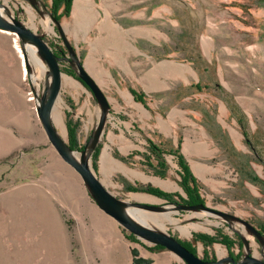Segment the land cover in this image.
<instances>
[{
    "label": "rangeland",
    "instance_id": "1",
    "mask_svg": "<svg viewBox=\"0 0 264 264\" xmlns=\"http://www.w3.org/2000/svg\"><path fill=\"white\" fill-rule=\"evenodd\" d=\"M48 1L31 4L29 0H0V5L8 6L12 16L66 57L68 42L60 39L53 26L45 8ZM130 1L132 5L127 8L142 16L156 10V91L144 96L142 104L134 101L126 85L104 90L108 108L93 155L89 152L90 140L103 111L77 79V66L72 69L73 75L64 65L58 96L63 101L65 128L61 137L67 146L70 137L75 140L76 153L85 149L84 156L88 155V163L101 183L126 202L135 200L137 194L167 201L132 191L151 186L179 195L172 201L186 204L188 195L177 171L178 150L189 164L202 171L203 178L193 171L197 176V201L228 217L209 216L213 225H204L209 231H193L191 238L181 237L170 227L156 231L173 235L202 259L215 261L231 254L242 261L246 248L249 256L253 253L247 236L258 242L259 248L264 243V233L258 239L242 223L247 221L259 232L264 228V0ZM27 9L36 16L35 25ZM125 10L119 7L118 16ZM44 17L49 19L52 34L43 31L40 22ZM82 36L83 32L75 48L83 59L90 48ZM14 38L0 31V264H68L74 258V247L68 239L69 209L63 205L57 187L59 180L69 175L70 167L51 146L29 101L40 97L48 85V69L42 61L46 66L42 73L16 39L26 68L23 76ZM205 38L210 40L206 46ZM141 45L145 46L144 42ZM82 59L75 57L81 65ZM64 76L72 79L74 88H66ZM135 89L143 94L141 88ZM152 141L157 145L161 142L162 147ZM122 144L130 149H118ZM145 148L155 156L157 175L148 172L149 151ZM105 152L111 160L103 166ZM153 179L170 182L177 189H161L150 181ZM170 206L179 219L195 211H182L170 203H164L158 211L128 209L157 215ZM193 223L202 225L203 220L196 218ZM62 225L67 231L61 229ZM218 232L233 242L230 249L217 242L204 245L195 238L216 237ZM217 247L224 250L223 257ZM257 260L264 261V255Z\"/></svg>",
    "mask_w": 264,
    "mask_h": 264
},
{
    "label": "crops",
    "instance_id": "2",
    "mask_svg": "<svg viewBox=\"0 0 264 264\" xmlns=\"http://www.w3.org/2000/svg\"><path fill=\"white\" fill-rule=\"evenodd\" d=\"M131 5L130 0H86L77 5L72 0L67 15L65 4H60L56 13L58 23H53V26L60 39L72 44L79 61L82 57L75 48L78 46L75 42L79 43L83 32L84 43L90 51L88 49L89 52L83 57L82 66L103 93L112 86L126 85L131 88L130 92L141 98L143 104V97L155 92L157 86V16L156 10H150L148 17L142 16L140 12L127 8ZM51 6L52 0H49L45 7L49 16L52 15ZM119 7L126 9L121 16H118ZM66 57L70 58L68 51ZM63 66L73 74V67L69 63ZM135 87L141 88L143 94L138 93ZM131 95L137 102L133 93ZM243 135L246 136L245 133ZM152 143L157 145L154 141ZM122 145L118 149H130ZM157 146L162 147V143L159 142ZM178 147L181 148V142ZM146 155L150 161L148 172L157 175V166L153 163L155 156L150 151ZM181 156L196 179L191 164ZM70 168L69 175L59 180L57 187L63 205L69 209L68 239L70 246L74 247V258L69 259L68 264H185L170 251L147 244L126 232L98 207L80 176L76 172L70 173L73 171ZM177 171L183 174L181 169ZM201 174L202 171L198 170L197 175L202 177ZM155 186L162 189L160 185ZM131 202L163 205L160 201ZM61 229L67 231L63 225Z\"/></svg>",
    "mask_w": 264,
    "mask_h": 264
},
{
    "label": "water",
    "instance_id": "3",
    "mask_svg": "<svg viewBox=\"0 0 264 264\" xmlns=\"http://www.w3.org/2000/svg\"><path fill=\"white\" fill-rule=\"evenodd\" d=\"M31 4H34L35 0H29ZM0 7H2L0 5ZM53 23L56 25L58 21L52 18ZM0 31L6 34H11L18 39L22 44V51H25L26 45H31L35 48L40 59L47 66L48 72V85L45 87L41 96L39 97V105L36 109L37 115L40 119V123L46 133V136L55 149L59 157L70 166L82 179L84 185L86 186L90 196L94 199L98 207L108 216L113 218L125 231L132 234L136 238L146 241L152 245L164 248L179 259H181L185 264H264V261L257 260L252 256L246 255L242 261H236L232 257H227L225 259H217L215 261L203 260L197 254L191 252L187 249L177 238L165 232H159L152 230L145 225L138 224L129 215L128 212L132 211L128 208L139 207L148 211H158L161 205L139 203L122 201L115 197L106 187L101 183L98 177L92 170L91 165L88 163V155L84 156L85 149L79 151L81 154L79 158L71 153L75 152L69 145L67 148L64 146L63 142L58 137L56 130L51 125L48 120L50 109L60 94L62 85V70L61 67L64 63H69L72 67L77 66L78 70V80L82 83L94 96L96 101L101 105L103 115L99 126L90 140V151L91 154L96 148V142L101 134L105 111L108 108V100L104 93L100 90L94 80L86 73L83 66L75 60V55L72 47L65 43V46L69 52L70 58L65 56H57L54 54L52 49L48 46L46 41L41 35H38L35 31L31 30L29 27L25 26L21 21L16 19L10 13L5 10L0 9ZM76 61V62H75ZM171 204V203H170ZM177 208L182 211H190L201 209V211H206L212 215H217L223 218L228 216L218 210L211 209L203 204L197 206H183L177 205ZM244 226L253 233L258 239H262L261 232L256 228L251 226L247 221H242Z\"/></svg>",
    "mask_w": 264,
    "mask_h": 264
},
{
    "label": "bare ground",
    "instance_id": "4",
    "mask_svg": "<svg viewBox=\"0 0 264 264\" xmlns=\"http://www.w3.org/2000/svg\"><path fill=\"white\" fill-rule=\"evenodd\" d=\"M74 1L76 2V5H77L78 3H84L86 0H74ZM6 5H7V3H6ZM0 9L5 10L6 12L10 13L8 11L9 10L8 6H6V7L2 6V7H0ZM75 13H76V11H75ZM27 14L29 16L31 23H34L36 16L33 14L31 9H27ZM37 23H38V21H37ZM49 23L50 22H49V19L47 17H44V19L41 20V22H40L41 26L43 27V31L47 34H52L53 29ZM34 25H35V23H34ZM13 42L15 44L16 51L19 54V58L21 59L20 62H21V67H22V75L25 76L26 75L25 63H24V59H23L21 49L17 45L16 37L14 38ZM209 43H210V40L208 38H205L204 43H203L204 46L208 45ZM25 49H27V53H28L30 60L37 63L40 66L38 68L43 73L46 70L45 69L46 66L43 64L42 60L38 57L35 48L28 44L25 46ZM40 78H41V76H40ZM38 80H39V78H38ZM63 84L66 86L67 89L68 88L71 89V88L75 87L72 79L69 77H66V76L63 77ZM29 101H32L34 114H35L37 120L40 122V119H39V117L37 115V111H36V109L39 105V97L35 96L32 98H29ZM62 108H63V101L57 97L56 100L54 101L51 109H50L48 120L51 123V125L54 127V129L56 130V133H57L58 137L60 138V140L63 142L64 146L67 148L65 141H63V139L61 137V134H64V132H65L63 118H62ZM71 155H74L77 158L80 157V154H78L76 152L71 153ZM108 160L109 161L111 160L110 155L108 152H105L103 157H102L103 166H106V164L108 163ZM119 165L122 167L121 164H119ZM191 167H192V170L196 174H198L197 165L192 164ZM143 180L148 181L145 178H143ZM150 181H152L153 184L160 185L165 190H171V189H175V188L177 189V186H175L174 184H172L170 182H161L159 180H154V179L150 180ZM133 199H135L137 201H145V202L146 201H149V202H158L159 201L156 198H153L151 196H146L143 194L134 195ZM167 209L168 210H166L165 212L157 214V215L156 214H150L148 212L146 213V212H143L141 210L140 211H138V210L129 211L128 215L134 221H136L138 224L145 225L152 230H156V229H163L164 230V229H167L168 227H170V228L174 229L175 231H177L181 237H186V238H191L193 231H199V230L209 231V229L205 228L204 225H213V223L208 219L209 216H213V215L208 213V212L194 211V213L192 215H187V216H184L183 219H179V218H176L174 216V214H176L177 212L173 210L174 209L173 206H170ZM196 218H198L199 220H203L202 225L193 223L196 220ZM247 239L250 240L249 247L251 248V250L253 252L252 253L253 258L257 259L261 255H264V243L261 244L260 248H259V245L257 244L258 242H256L251 236H247ZM259 250H261V252ZM245 251H246V255H248L249 250L246 248ZM217 252L220 256L225 254L224 250L220 249V247H217Z\"/></svg>",
    "mask_w": 264,
    "mask_h": 264
},
{
    "label": "trees",
    "instance_id": "5",
    "mask_svg": "<svg viewBox=\"0 0 264 264\" xmlns=\"http://www.w3.org/2000/svg\"><path fill=\"white\" fill-rule=\"evenodd\" d=\"M71 1L72 0H52V6H51V10H52V18L55 21H58V16H57V10L60 6L61 3L65 4V14H68L69 8L71 6ZM78 79V78H77ZM134 95V98L136 101L141 102V98L138 97L134 92H132ZM69 147L72 150H76L75 149V140H73L72 137H70V142H69ZM152 145V144H150ZM179 149V147H178ZM83 148L80 150L82 151ZM97 150V146L95 148V150L93 151V155ZM158 149L155 148V151L153 153H155V155L157 156L156 153H158ZM175 156L177 158V163L178 166L180 167V169L183 172V175L181 176V185L184 187V190L186 191L187 195H188V202H186L187 204H191L194 206L203 204L202 202L197 201V195H196V181L194 179V177L192 176L187 164L184 162L183 157L178 154V150L175 151ZM147 159V158H146ZM132 191H138V192H142V193H148L151 194L153 196L159 197V198H164L167 201L170 200V202L175 203L174 201H172L173 197H178L180 198L179 195L177 194H168L165 193L157 188L151 187V186H146V187H141V188H137V189H132ZM262 233H264V228L261 230ZM196 240L202 242L204 245H209L210 243H214L217 242L219 244H222L224 246H226L228 249H230L233 246V242L231 240H229V238L227 236H224L222 234H220L218 232V235L216 237H210V236H206V235H196L195 236ZM183 245L189 249L191 252H193V250L190 248L189 245H186L183 243ZM159 247V246H157ZM161 248V247H159ZM194 253V252H193Z\"/></svg>",
    "mask_w": 264,
    "mask_h": 264
},
{
    "label": "flooded vegetation",
    "instance_id": "6",
    "mask_svg": "<svg viewBox=\"0 0 264 264\" xmlns=\"http://www.w3.org/2000/svg\"><path fill=\"white\" fill-rule=\"evenodd\" d=\"M53 50V49H52ZM53 52H54V54H56L57 56H59V57H61L62 55H63V53L61 52V53H58V51L56 50H53ZM183 175V174H182ZM181 175V176H182ZM182 180V179H181ZM162 191V190H161ZM156 197V196H155ZM175 203H173V202H170V201H165V202H163V204L165 203H171V204H175V205H180V204H178L176 201H174ZM158 205V204H157ZM183 206H194V205H191V204H184ZM261 234H263L262 232H261ZM182 243V242H181ZM183 244V243H182ZM230 257H232V258H234L233 256H231V254H230ZM235 259V258H234ZM203 260H206V259H203ZM236 260V259H235Z\"/></svg>",
    "mask_w": 264,
    "mask_h": 264
}]
</instances>
